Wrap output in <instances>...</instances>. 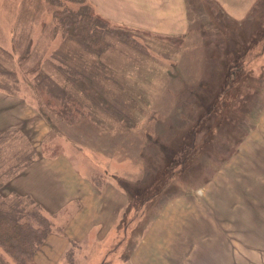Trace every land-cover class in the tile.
I'll use <instances>...</instances> for the list:
<instances>
[{"label": "rangeland", "instance_id": "rangeland-1", "mask_svg": "<svg viewBox=\"0 0 264 264\" xmlns=\"http://www.w3.org/2000/svg\"><path fill=\"white\" fill-rule=\"evenodd\" d=\"M79 2L0 0V131L27 113L29 121L18 122L32 132L0 134V207L37 225L31 210L67 233L77 205L56 210L42 200L64 185L69 166L58 172L59 157L93 184L123 189L125 202L113 208V225L91 226L61 256L43 254L44 239L38 261L21 263L0 244V264H207L229 245L240 253L237 264L258 260L264 251L249 255L239 234L255 233L258 218L264 224V0L241 21L215 0H188V33L127 27L137 42L112 37L99 54L65 39L59 25L64 7L77 10ZM238 65L233 94L222 101L218 85L224 89L222 79ZM59 66L103 72V95L81 90ZM40 70L68 97L53 96ZM37 161L49 175L44 193L11 192L8 182Z\"/></svg>", "mask_w": 264, "mask_h": 264}, {"label": "crops", "instance_id": "crops-1", "mask_svg": "<svg viewBox=\"0 0 264 264\" xmlns=\"http://www.w3.org/2000/svg\"><path fill=\"white\" fill-rule=\"evenodd\" d=\"M224 9L227 15L237 21H241L247 18L252 8L256 5L258 0H215ZM94 8L97 12L108 18L110 21L117 23L118 25H124L131 28L140 30L152 29L155 33L167 34L172 36H178L188 33L191 30L193 23L192 19H189V7L188 0H91ZM155 19L153 20V17ZM12 35V34H10ZM9 35V39H10ZM7 107V106H5ZM6 109L1 108L0 112L3 113ZM19 118H13L14 120H6L8 124H18L12 129L10 126H5L0 134L6 130H21L28 134L32 133L29 128H24L19 121H29L30 116L27 113L20 114ZM26 117V118H25ZM38 128L48 129L43 124H38ZM45 133V132H44ZM43 133V134H44ZM40 138H43L44 135ZM38 134L36 135L37 138ZM35 142H37L35 140ZM56 158H54L55 161ZM68 163L67 177L60 175L64 181V185H60L59 189H56V194H43L42 200L52 201L57 205L56 210H62L72 207L74 204L77 205L76 216L71 217L68 221L65 234L61 235L57 233V230L51 231L47 236L44 246H42L43 254L46 250H54L61 256L62 251L65 250L69 245V240H78L86 232H90V228L101 225L99 231L105 230L104 226L114 224L113 208L118 210L124 205L125 193L123 189H115L114 184H108L101 186L93 184V181L83 177V174L79 172L77 167H74L70 161L63 158L56 159L57 171L65 173L60 167L61 163ZM44 166L37 161L30 167L18 173L8 183L11 185L10 191L25 193V195H32L35 197L36 193H44V179H47L49 175L41 174V170ZM41 177V179L37 180ZM67 180L71 181L70 185H67ZM99 179H96V182ZM40 182V183H38ZM50 183V181H46ZM35 184H38L36 187ZM39 185L43 186L42 188ZM54 192V189H51ZM61 200V201H60ZM41 201V200H40ZM117 202L121 205H114ZM50 204V202H47ZM93 207L95 211L93 212ZM58 212V211H56ZM59 213V212H58ZM95 220H93V216ZM262 216V215H258ZM257 217V216H256ZM259 220V218H258ZM257 219L254 224L257 227L255 233L249 236L239 234L242 239L241 245L246 248L244 251L249 250L251 253L264 251V231H261V227L264 224L259 223ZM249 237V238H248ZM243 251V253H245ZM247 255V254H245ZM241 258L240 253L237 249L229 245L228 251L225 252L223 247L218 248V254L207 257V264H228L227 260L232 259L234 264L240 262L237 258ZM40 258L39 254H35V259L38 261ZM41 264L48 263L46 261L40 262ZM249 264H264V255H260L258 260L250 259Z\"/></svg>", "mask_w": 264, "mask_h": 264}, {"label": "trees", "instance_id": "trees-1", "mask_svg": "<svg viewBox=\"0 0 264 264\" xmlns=\"http://www.w3.org/2000/svg\"><path fill=\"white\" fill-rule=\"evenodd\" d=\"M219 8L222 10L221 7ZM63 12V15L57 18L61 23H59V25L63 27L65 39L74 40L76 43H79L81 46L87 48L88 51L99 54L100 51L107 48L109 45L108 40L112 37H119L120 39L123 38L128 41L133 40L137 42L134 35L131 34L132 32L126 29L127 26H112L107 19L102 18V16L99 14H95L94 10H91L89 4L84 2V0H80L77 10H74L73 8L69 7V5H67L64 7ZM225 15L228 17L227 13ZM60 55H62V51H59L57 54V56ZM59 67L62 69L60 70L61 73L66 74L73 84H78V86L81 85V90L83 89L91 96L95 95L100 97L103 95L102 90L98 89L102 88L99 81L100 77L102 78L103 72L96 71L94 69L91 72H89L87 69H85L83 72H77L76 69L70 70L68 67L66 69L61 66ZM240 67L241 65L233 67L228 75L222 79L224 89L221 88L222 85H218V87L221 89L220 95L222 97L227 95L231 97L233 94L232 91L235 88L234 86L236 85V82H238L237 74ZM46 74L49 80L47 85L53 96H55V92H59L60 90L61 93L57 95L58 99H61L60 96L64 94H66L64 96L68 97L67 93L63 92V88L60 87L48 73L40 70L38 77ZM52 86L54 88L56 86L57 90H53L51 88ZM211 88H214V85H212ZM224 97L222 101L226 98ZM69 98L71 97L69 96ZM100 102H102L101 104L107 106L109 105L107 99H100ZM225 103L226 101L224 104ZM76 112L77 114H80V112ZM50 127H52V125ZM3 136L4 135H0V138ZM28 165L29 164H26L25 166ZM12 211L13 209L5 210L0 207V244L5 248L7 253L14 257L18 262L24 263V261H34L36 252L40 248L44 239H46V237L52 231L53 225L48 223L42 216L31 210L29 211V213L32 214H30V216L35 219V222H38V224L34 225L31 220H28L25 223L23 220L25 217L24 213L15 216L13 215Z\"/></svg>", "mask_w": 264, "mask_h": 264}]
</instances>
